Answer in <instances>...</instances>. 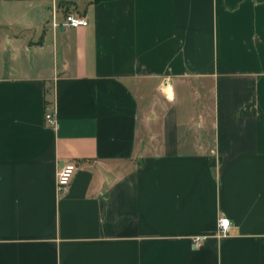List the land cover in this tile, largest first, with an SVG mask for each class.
<instances>
[{"label":"crops","instance_id":"1","mask_svg":"<svg viewBox=\"0 0 264 264\" xmlns=\"http://www.w3.org/2000/svg\"><path fill=\"white\" fill-rule=\"evenodd\" d=\"M0 264H264V0H0Z\"/></svg>","mask_w":264,"mask_h":264},{"label":"built area","instance_id":"2","mask_svg":"<svg viewBox=\"0 0 264 264\" xmlns=\"http://www.w3.org/2000/svg\"><path fill=\"white\" fill-rule=\"evenodd\" d=\"M89 22L77 15V14H68L64 21L61 24H55L56 27L68 28V29H78L81 27H87ZM46 123L51 128H58V119L53 112H47L45 116ZM78 170V165L76 164H67L65 165L58 173L57 176V189L58 191H65L70 186L72 179ZM232 228V223L229 218L222 217L218 222V235L227 236ZM203 237H197L194 240V246L199 247Z\"/></svg>","mask_w":264,"mask_h":264},{"label":"trees","instance_id":"3","mask_svg":"<svg viewBox=\"0 0 264 264\" xmlns=\"http://www.w3.org/2000/svg\"><path fill=\"white\" fill-rule=\"evenodd\" d=\"M100 1H104V0H96V2H100Z\"/></svg>","mask_w":264,"mask_h":264}]
</instances>
